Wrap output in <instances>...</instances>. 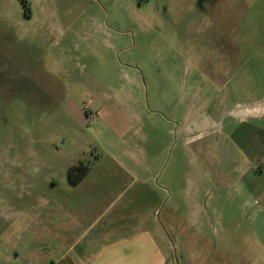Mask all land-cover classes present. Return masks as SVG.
<instances>
[{
  "label": "rangeland",
  "instance_id": "1",
  "mask_svg": "<svg viewBox=\"0 0 264 264\" xmlns=\"http://www.w3.org/2000/svg\"><path fill=\"white\" fill-rule=\"evenodd\" d=\"M263 41L264 0H0V264L124 226L264 264Z\"/></svg>",
  "mask_w": 264,
  "mask_h": 264
},
{
  "label": "crops",
  "instance_id": "2",
  "mask_svg": "<svg viewBox=\"0 0 264 264\" xmlns=\"http://www.w3.org/2000/svg\"><path fill=\"white\" fill-rule=\"evenodd\" d=\"M264 48V41L261 48ZM264 62L258 65L259 70H263ZM255 108V107H254ZM256 109V108H255ZM83 182V181H82ZM81 182V183H82ZM92 190H98V185H90ZM84 216V227H88ZM88 221V217H87ZM98 219H94L90 228L94 227ZM129 231V227L124 226L112 231H105L101 235H93L91 239L83 244L80 249L73 244L64 249L59 259L51 256V251L33 254L34 264H168V259L154 241L152 233L141 231L135 233ZM87 231V230H86ZM124 233V234H122ZM86 232L79 239L86 236ZM86 238V237H85ZM57 249L55 248L53 252ZM45 251V250H44ZM40 252V251H39ZM18 256V254H17ZM6 262L12 261V254H7L4 258Z\"/></svg>",
  "mask_w": 264,
  "mask_h": 264
},
{
  "label": "trees",
  "instance_id": "3",
  "mask_svg": "<svg viewBox=\"0 0 264 264\" xmlns=\"http://www.w3.org/2000/svg\"><path fill=\"white\" fill-rule=\"evenodd\" d=\"M90 170L89 165L81 164L72 166L69 169V180L73 184L80 183Z\"/></svg>",
  "mask_w": 264,
  "mask_h": 264
}]
</instances>
